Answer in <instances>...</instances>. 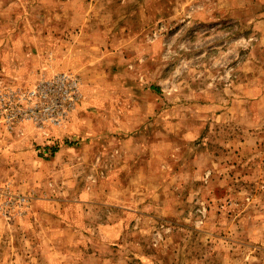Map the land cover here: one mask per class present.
I'll use <instances>...</instances> for the list:
<instances>
[{
	"label": "rangeland",
	"instance_id": "374dc122",
	"mask_svg": "<svg viewBox=\"0 0 264 264\" xmlns=\"http://www.w3.org/2000/svg\"><path fill=\"white\" fill-rule=\"evenodd\" d=\"M70 6L4 19L79 91L59 126L0 127V264H264V0Z\"/></svg>",
	"mask_w": 264,
	"mask_h": 264
},
{
	"label": "built area",
	"instance_id": "2783aa9c",
	"mask_svg": "<svg viewBox=\"0 0 264 264\" xmlns=\"http://www.w3.org/2000/svg\"><path fill=\"white\" fill-rule=\"evenodd\" d=\"M78 91L77 76L64 72L43 75L29 86L0 83V127L12 132L25 123L59 126L68 120Z\"/></svg>",
	"mask_w": 264,
	"mask_h": 264
},
{
	"label": "crops",
	"instance_id": "0c3cea01",
	"mask_svg": "<svg viewBox=\"0 0 264 264\" xmlns=\"http://www.w3.org/2000/svg\"><path fill=\"white\" fill-rule=\"evenodd\" d=\"M74 1L76 0H50V1H46L45 5L43 4V7H42V6L37 5L40 3L39 0H0V63H1L0 65L2 66L3 70L4 71L6 70L5 67H3L4 66L3 60L7 59L9 61L11 60L14 61L15 71L13 72L14 73L13 75L19 72L21 74L20 75L21 77H24L27 79L29 78L38 79L39 77L43 75L52 76L57 73H62L57 70L55 72L50 66L42 70L41 69L35 70L38 66L33 67V65L30 63L29 53H26V57L29 59L28 62L23 59V61L19 64V62L21 61L20 59H22L23 55L25 54V51L23 48L29 47L31 43H33L32 42L33 36L37 37L38 39L37 46H39V38H38L39 35L38 33H36V35H33V36H31L30 34H27L25 24L23 25V21H21L20 24L18 25L19 27L15 29V31L18 30V32L14 33L15 36L11 37V39L8 40L7 36H11L10 35L11 33H9V35L4 34V32H6L8 29V26L4 23L5 21L4 19H5V16L11 15V14L15 16L16 21H19V18H21L25 14L29 15V19L32 16H35L37 14H42V16L45 15V18H46V16L51 15L55 11L59 13V10H62V9H64V13L67 12L69 15V12H72L70 5ZM55 4L58 5L57 6L58 8H51ZM78 11H81V10L78 8ZM43 26H45L44 29H46L50 33L49 28H51V26L47 22H45ZM23 29H24V33H23ZM49 33L47 35L46 40H43V39L41 40L46 43L48 48L51 45V41H52V38L50 37ZM63 46H67L68 48L72 47L71 42H68V41H63ZM18 48L21 50L17 53L16 49ZM62 53L63 55H65L67 51H62ZM19 54H20V57H18ZM48 56L51 57L52 61L56 59L54 50ZM47 62L51 63V61H47ZM23 65H25L26 68H23L22 67ZM1 73H5V72L0 70V74ZM1 75H4V74H1Z\"/></svg>",
	"mask_w": 264,
	"mask_h": 264
}]
</instances>
